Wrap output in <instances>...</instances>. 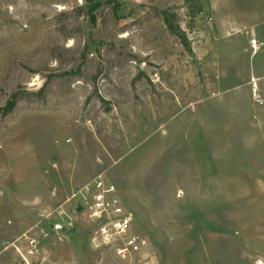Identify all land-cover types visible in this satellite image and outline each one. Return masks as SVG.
Returning <instances> with one entry per match:
<instances>
[{"label": "rangeland", "instance_id": "1", "mask_svg": "<svg viewBox=\"0 0 264 264\" xmlns=\"http://www.w3.org/2000/svg\"><path fill=\"white\" fill-rule=\"evenodd\" d=\"M200 1L0 0V264H127L70 209L98 175L155 264H264V0Z\"/></svg>", "mask_w": 264, "mask_h": 264}, {"label": "built area", "instance_id": "2", "mask_svg": "<svg viewBox=\"0 0 264 264\" xmlns=\"http://www.w3.org/2000/svg\"><path fill=\"white\" fill-rule=\"evenodd\" d=\"M262 45L263 42L256 36L252 37L250 40L251 54L256 55ZM72 200L74 202L70 209L73 213L81 214L88 224L92 233V246L111 250L115 257L127 264H155L150 253L151 240L146 234L134 231L133 217L126 208L119 188L114 182L105 179L102 175L94 176L74 188ZM57 212L63 219L54 222L48 220L49 216L44 215L34 228L36 231L41 230L45 237L51 233V230L62 240L61 233L67 234L77 222L72 218L69 210L65 211L62 206L58 207ZM19 239L26 243V251L23 252L13 242L14 249L25 264H30L29 259L34 257L38 251V238L27 231L20 234L15 241Z\"/></svg>", "mask_w": 264, "mask_h": 264}, {"label": "trees", "instance_id": "3", "mask_svg": "<svg viewBox=\"0 0 264 264\" xmlns=\"http://www.w3.org/2000/svg\"><path fill=\"white\" fill-rule=\"evenodd\" d=\"M90 1V0H89ZM185 2L188 4L189 6V17L190 19H194L196 17V15L202 11V7H201V1L200 0H185ZM190 26H192V24H189Z\"/></svg>", "mask_w": 264, "mask_h": 264}]
</instances>
